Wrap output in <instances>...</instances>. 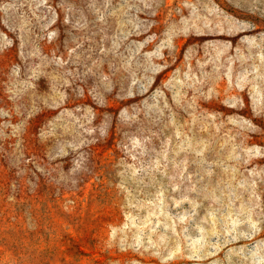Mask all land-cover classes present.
Instances as JSON below:
<instances>
[{"label":"rangeland","instance_id":"obj_1","mask_svg":"<svg viewBox=\"0 0 264 264\" xmlns=\"http://www.w3.org/2000/svg\"><path fill=\"white\" fill-rule=\"evenodd\" d=\"M0 264H264V0H0Z\"/></svg>","mask_w":264,"mask_h":264}]
</instances>
